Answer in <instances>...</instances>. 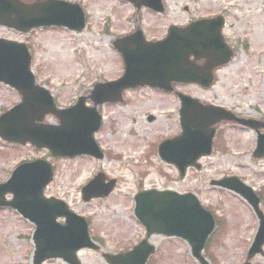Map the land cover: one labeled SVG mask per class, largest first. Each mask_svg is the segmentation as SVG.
Wrapping results in <instances>:
<instances>
[{
    "label": "rangeland",
    "instance_id": "1",
    "mask_svg": "<svg viewBox=\"0 0 264 264\" xmlns=\"http://www.w3.org/2000/svg\"><path fill=\"white\" fill-rule=\"evenodd\" d=\"M76 1V0H72ZM173 5L176 0H169ZM87 27L80 33L63 28H37L26 34L0 29V37L28 43L33 55L32 68L38 82L47 86L59 106L72 105L93 86V82L113 79L122 74V63L112 47L114 33L127 27L110 26L132 10L113 0H85ZM203 10L228 13L225 34L235 47L232 62L217 72V82L210 90L195 86L181 89L188 95L221 107H230L254 118H264V0H202ZM119 6V7H118ZM115 9L118 15H113ZM114 17V18H113ZM126 105L106 107L104 129L98 138L112 156L104 160L51 157L46 150L33 146H8L0 140V181L23 160L45 157L55 167V178L46 194L65 200L82 216L89 219L92 237L103 248L82 250V264H109L104 252L119 253L132 248L146 236L137 221L132 194L139 188L171 189L197 194L203 205L223 218L225 224L210 243L213 264H242L257 232L258 219L240 196L210 186L211 179L237 175L258 192H262L264 211V158L254 159L256 135L253 131L229 127L223 131L220 143L226 151H215L201 163L200 171L190 170L182 181L171 167L153 151L152 145L179 132L180 102L173 95L142 89L128 93ZM19 95L0 85V113L18 103ZM155 120L148 122L149 115ZM53 116L45 122L57 123ZM121 155V159L115 156ZM117 180L114 192L105 200L83 202L80 189L99 171ZM33 225L15 210L0 208V264H32ZM157 245L151 264H200L188 242L160 235L150 240ZM264 249V247H263ZM211 255V256H210ZM251 264H264V253L255 256ZM45 264H65L63 260H48Z\"/></svg>",
    "mask_w": 264,
    "mask_h": 264
},
{
    "label": "water",
    "instance_id": "2",
    "mask_svg": "<svg viewBox=\"0 0 264 264\" xmlns=\"http://www.w3.org/2000/svg\"><path fill=\"white\" fill-rule=\"evenodd\" d=\"M133 1L140 4V0ZM201 23L183 35L182 44L156 42L135 49L120 47L125 61L124 75L115 82L97 83L91 93L92 107L85 106L87 98L83 97L75 107L63 110L55 107L53 96L46 88L36 86L35 76L30 69L31 54L26 44L0 38V81L19 90L23 98L19 105L0 117V134L7 141L30 142L39 148L47 147L55 156L89 154L102 158L94 138L101 122L97 109L99 104L120 102L122 92L129 87L149 85L169 91L173 82H193L209 87L214 79L213 71L231 62L234 52L224 44L219 30L215 37L211 32H200V27H210L213 21ZM85 25V13L80 4L63 0H36L33 3L0 0V26L18 32L26 33L33 28L48 26L80 31ZM137 42H143V38L135 40ZM190 55L204 58L205 63L198 66L190 60ZM180 98L183 101L182 135L163 141L159 156L175 164L180 170V177L184 178L186 169L212 150L214 132L205 133L207 128L214 122L230 117L221 116L222 110L216 107V114L210 118L203 111L206 107L196 105L197 99L183 94H180ZM51 113L61 120L60 126L38 123L45 114ZM256 156H264V136L259 138ZM53 174L52 165L44 159L22 164L7 183L0 185V206H14L36 224L34 264H43L47 258L58 257L64 258L68 264H80L76 257L79 249L99 247L88 235L84 218L71 212L61 200L45 198L43 192ZM100 180V176L96 177L83 189L85 200L109 195L116 183L112 180L107 186H102L98 184ZM217 183L229 186L244 196L261 220L260 231L250 249L248 259H251L263 252L264 216L259 210V199L251 186L237 178L231 177ZM8 192L15 195L12 202L5 201L4 195ZM135 200V212L145 225L148 236L160 233L182 237L190 242L196 259L202 264H209L201 251L213 231L215 219L201 206L197 197L191 193L181 195L175 191L152 189L142 191ZM58 217H66V223L60 224ZM154 251L155 247L144 239L131 252L104 256L111 264H145Z\"/></svg>",
    "mask_w": 264,
    "mask_h": 264
},
{
    "label": "flooded vegetation",
    "instance_id": "3",
    "mask_svg": "<svg viewBox=\"0 0 264 264\" xmlns=\"http://www.w3.org/2000/svg\"><path fill=\"white\" fill-rule=\"evenodd\" d=\"M169 0H163L162 5L163 8L161 10H152L150 8H144L142 10H134L131 17L124 15L123 17L115 18L113 26L115 25H125L127 28L123 31V34H128L136 30L138 27L143 29L144 35L147 39L156 41L163 40L167 38V34L169 33L172 27H187L189 23L192 21L199 20L201 18H212L219 16L220 14L227 17V14L224 12H206L202 8V0H176L173 4L174 7L169 5ZM116 16V13H114ZM118 15V14H117ZM195 86L199 89L200 87ZM176 88L180 89L182 86H177ZM135 93V91H129V93ZM106 107H116L119 104H105ZM236 113V112H235ZM240 117H247L248 114L245 115L238 114ZM237 125L238 130L240 128L245 129L241 124H229ZM224 126L218 127V134L222 133V129ZM219 140L216 141V143Z\"/></svg>",
    "mask_w": 264,
    "mask_h": 264
}]
</instances>
